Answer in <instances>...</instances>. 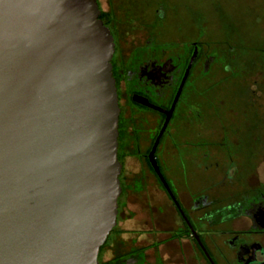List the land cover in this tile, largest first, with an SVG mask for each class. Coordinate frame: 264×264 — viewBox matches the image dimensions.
<instances>
[{"label":"flooded vegetation","instance_id":"1","mask_svg":"<svg viewBox=\"0 0 264 264\" xmlns=\"http://www.w3.org/2000/svg\"><path fill=\"white\" fill-rule=\"evenodd\" d=\"M96 1L121 165L98 264H264V48L195 0Z\"/></svg>","mask_w":264,"mask_h":264},{"label":"water","instance_id":"2","mask_svg":"<svg viewBox=\"0 0 264 264\" xmlns=\"http://www.w3.org/2000/svg\"><path fill=\"white\" fill-rule=\"evenodd\" d=\"M113 52L96 0H0V264H98L121 193Z\"/></svg>","mask_w":264,"mask_h":264},{"label":"rangeland","instance_id":"3","mask_svg":"<svg viewBox=\"0 0 264 264\" xmlns=\"http://www.w3.org/2000/svg\"><path fill=\"white\" fill-rule=\"evenodd\" d=\"M196 1L197 10L212 18L209 21H216L217 24L227 23L233 28L230 31L234 33L231 37L233 43L238 39L245 41L252 48H264V0H195L194 2ZM256 52L254 51L255 54ZM258 165V170L264 173V161Z\"/></svg>","mask_w":264,"mask_h":264}]
</instances>
